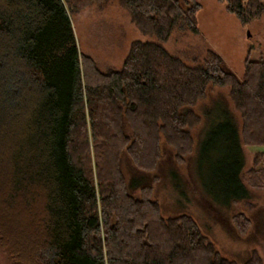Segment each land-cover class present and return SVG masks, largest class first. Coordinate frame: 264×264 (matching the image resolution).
Here are the masks:
<instances>
[{"label":"trees","instance_id":"16d2710c","mask_svg":"<svg viewBox=\"0 0 264 264\" xmlns=\"http://www.w3.org/2000/svg\"><path fill=\"white\" fill-rule=\"evenodd\" d=\"M98 1L0 0V251L9 264H235L189 214L162 215L154 175L137 172L133 194L120 156L151 171L162 136L182 163L207 86L228 87L235 143L264 145V59L247 52L240 78L208 48L188 65L164 44L174 29L197 33L196 0H118L153 40H132L119 68L100 71L70 21ZM220 1L241 24L264 14V0ZM236 163L244 189L226 202L245 185L264 190L261 153L245 170ZM260 216L264 226V207ZM231 217L243 234L249 218ZM241 264L263 262L251 248Z\"/></svg>","mask_w":264,"mask_h":264},{"label":"rangeland","instance_id":"374dc122","mask_svg":"<svg viewBox=\"0 0 264 264\" xmlns=\"http://www.w3.org/2000/svg\"><path fill=\"white\" fill-rule=\"evenodd\" d=\"M196 2L197 33L181 34L174 29L164 44L172 55L190 65L191 54L211 49L238 78L247 52L251 59H264V14L241 24L224 10L223 1ZM70 21L78 51L89 55L100 71L119 68L132 40H153L137 31L118 0L91 2L70 15ZM186 50L188 54H182ZM190 108L200 118L189 128L191 152L182 163L174 162V151L160 136V157L151 171L134 168L122 153L120 166L128 189L137 194V188L131 185L137 172L145 176L144 182L154 175L151 198L159 203L163 216L187 213L222 256L241 264L254 248L264 264V226L260 224L264 190L245 185L242 197L226 202L244 189L236 179V161L238 170L249 168L255 152L264 156V145L247 146L233 140L232 131L234 128L238 132L239 119L228 97V87L207 86L204 99ZM236 212L244 213L250 221L243 234L237 233L231 217ZM0 264H9L1 251Z\"/></svg>","mask_w":264,"mask_h":264}]
</instances>
